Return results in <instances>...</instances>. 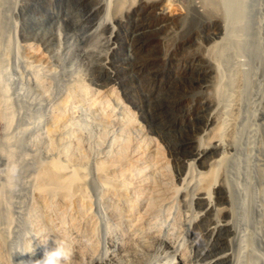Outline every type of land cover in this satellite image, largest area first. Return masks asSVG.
Returning a JSON list of instances; mask_svg holds the SVG:
<instances>
[{
	"label": "bare ground",
	"instance_id": "obj_1",
	"mask_svg": "<svg viewBox=\"0 0 264 264\" xmlns=\"http://www.w3.org/2000/svg\"><path fill=\"white\" fill-rule=\"evenodd\" d=\"M91 1L96 6L88 16L95 22L91 29L104 27L108 35H103L107 52L100 63L108 80L94 98L91 85L76 83L74 88L90 101L89 112L95 109L105 126L113 124L118 130L99 139L73 131L68 114L73 98H66L43 134L45 158L36 163V199L55 218L66 249L71 245L81 257L96 253L101 245L94 239L92 166L86 149L103 151L93 163V177L119 233L145 247L191 246L201 251V264L234 262L233 255L214 253V248L252 245L254 239L263 241L264 232V197L258 201L252 191L257 179L264 194V152L256 167L251 130L252 89L260 85L264 54L248 39L251 0H192L188 5L176 0ZM126 25L132 30L123 37ZM122 41L128 44L129 58L118 67L114 57L123 49ZM22 42L25 62L38 68L37 84L42 86L40 67L50 61L46 47L25 36ZM239 54L251 55L257 63L254 70L250 67V76L243 69L227 70L231 56ZM154 63L180 66L184 82L152 70ZM141 72L149 74L153 102L135 98L132 82L127 90L120 85L122 73L133 80L132 74ZM191 73L199 77L196 87L188 80ZM260 89L256 101L264 96V86ZM5 91L0 89L1 108L9 103ZM196 93L199 103L191 100ZM236 97L242 106L238 113L225 111ZM160 98L169 110L160 107ZM152 116L164 123L163 132L152 128ZM186 148L188 153L182 151ZM252 234L257 238L251 239Z\"/></svg>",
	"mask_w": 264,
	"mask_h": 264
},
{
	"label": "rangeland",
	"instance_id": "obj_2",
	"mask_svg": "<svg viewBox=\"0 0 264 264\" xmlns=\"http://www.w3.org/2000/svg\"><path fill=\"white\" fill-rule=\"evenodd\" d=\"M191 1L176 0L183 5H188ZM251 5V11L248 13L251 26L248 39L251 46L253 45L257 51L260 50L259 53L262 55L264 54V0H251ZM95 7L91 0H0V89L7 90L5 97L9 101L6 108L0 107V246L2 245L0 264H37L38 261L45 259L46 253H53L59 249L62 254L57 258V264H169L172 261L173 264H201V258L198 256L201 251H195L191 246L174 249L168 245L154 243L145 247L134 244L129 234L118 232L119 224L109 216L101 189L93 177V163L95 164V160L103 151L86 149L92 166L89 170L91 175L89 192L93 203L96 230L94 239L99 241H96V244L101 245L98 246L99 251L89 252L88 255L81 257L71 245L66 249L63 238L54 227L55 218L48 216L36 199L35 179L38 173L36 163L38 164L40 157L45 158L43 155H45L46 142L43 140V134L47 124L52 120V114L60 108L66 98H73L68 109L73 122V131H81L86 133V137L99 139L104 134L111 137L110 135L118 130L113 124L106 123L108 125L106 127L107 125L105 126V123L98 119L95 109L92 108L89 112L90 101L74 88L76 83L81 85L87 83L86 86H92L89 87L92 89L90 97L94 98L95 92L98 89L102 90L108 80L105 73L100 70L101 59L107 52L105 38L108 35L104 27L91 29L95 22L88 18ZM131 30V25H126L122 29L123 37H126ZM24 36L41 43L43 48L46 47L44 50L50 61L44 64V67H40L41 78L45 81L42 86L37 84L36 69L38 68H32L25 62L26 51L22 48ZM122 43L123 49L114 57L118 67H122V63L129 58L128 44L123 41ZM252 58L251 55H233L227 70L231 72L232 68L243 69L248 71L250 76L252 72L250 67L254 70L257 64L253 63ZM152 66V70L166 76H177L180 83L184 82L180 66L171 67L159 63H154ZM259 69L260 71L264 69V65ZM121 75L119 82L120 85H126L124 90H127V84L132 82L130 88L134 89L135 98L143 96L146 103L154 101L150 93L151 85L147 72L132 74L133 80L126 78L123 73ZM260 76L262 78L257 79L260 85L252 89L251 102L254 111L251 130L253 128L252 135L256 147L253 163L256 167L259 166L261 153L264 152V96L256 101L257 93L261 91L260 87L264 86V71H261ZM188 78L192 86L196 87L199 78L197 73H191ZM172 97L173 95L170 99ZM200 97L201 95L196 93L191 95V100L199 103ZM161 100L160 98L157 102L161 104L160 107L165 108ZM231 103V107L226 108L225 111L237 114L242 107L237 102V97ZM165 109L169 110V108ZM148 119L152 122L151 126L154 130L163 132L161 129L165 127L164 123L156 116ZM203 121V118L199 120L200 123ZM141 122L146 125L145 121L141 120ZM189 150L186 148L182 151L188 153ZM61 151H64V147ZM167 157H170L168 153ZM260 170H264V163ZM255 185L252 187L253 198L260 201L264 194L258 190L257 179ZM262 202L264 203V200ZM250 231L252 233V230ZM252 235L254 236L251 239L257 238L255 234ZM261 236L263 241L259 238L254 239L252 245L222 247L223 249L216 247L213 252L222 251L221 253L234 256V262L224 264H264V232ZM66 250L68 254L65 256Z\"/></svg>",
	"mask_w": 264,
	"mask_h": 264
},
{
	"label": "clouds",
	"instance_id": "obj_3",
	"mask_svg": "<svg viewBox=\"0 0 264 264\" xmlns=\"http://www.w3.org/2000/svg\"><path fill=\"white\" fill-rule=\"evenodd\" d=\"M61 255L60 249L53 253H46L45 259L38 261L37 264H57V258Z\"/></svg>",
	"mask_w": 264,
	"mask_h": 264
}]
</instances>
